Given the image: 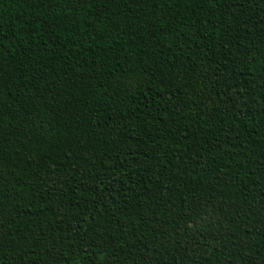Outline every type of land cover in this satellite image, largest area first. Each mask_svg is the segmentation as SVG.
<instances>
[{
	"label": "trees",
	"instance_id": "obj_1",
	"mask_svg": "<svg viewBox=\"0 0 264 264\" xmlns=\"http://www.w3.org/2000/svg\"><path fill=\"white\" fill-rule=\"evenodd\" d=\"M0 264H264V0H0Z\"/></svg>",
	"mask_w": 264,
	"mask_h": 264
}]
</instances>
